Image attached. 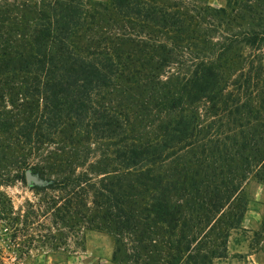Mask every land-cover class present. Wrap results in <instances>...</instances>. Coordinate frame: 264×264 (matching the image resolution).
I'll return each instance as SVG.
<instances>
[{
    "label": "trees",
    "instance_id": "obj_1",
    "mask_svg": "<svg viewBox=\"0 0 264 264\" xmlns=\"http://www.w3.org/2000/svg\"><path fill=\"white\" fill-rule=\"evenodd\" d=\"M3 151L122 264H211L264 185V0H0Z\"/></svg>",
    "mask_w": 264,
    "mask_h": 264
},
{
    "label": "rangeland",
    "instance_id": "obj_2",
    "mask_svg": "<svg viewBox=\"0 0 264 264\" xmlns=\"http://www.w3.org/2000/svg\"><path fill=\"white\" fill-rule=\"evenodd\" d=\"M208 1L214 6L225 2ZM19 154L3 151L0 169ZM26 171L39 182L28 180ZM25 172L21 178L0 184V264H122L113 259V238L103 228L81 218L73 221L70 210L64 214L66 220H61L59 205L65 195L51 172L30 168ZM243 189L246 210L211 264H264V185L250 178ZM141 259L134 264H141Z\"/></svg>",
    "mask_w": 264,
    "mask_h": 264
},
{
    "label": "water",
    "instance_id": "obj_3",
    "mask_svg": "<svg viewBox=\"0 0 264 264\" xmlns=\"http://www.w3.org/2000/svg\"><path fill=\"white\" fill-rule=\"evenodd\" d=\"M25 176L28 180H33V181L39 182V179L35 175H32L29 171L25 172Z\"/></svg>",
    "mask_w": 264,
    "mask_h": 264
}]
</instances>
